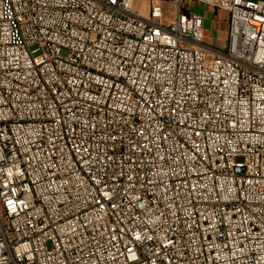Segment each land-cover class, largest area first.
<instances>
[{
  "label": "built area",
  "instance_id": "obj_1",
  "mask_svg": "<svg viewBox=\"0 0 264 264\" xmlns=\"http://www.w3.org/2000/svg\"><path fill=\"white\" fill-rule=\"evenodd\" d=\"M135 3L0 0V264H264V2Z\"/></svg>",
  "mask_w": 264,
  "mask_h": 264
},
{
  "label": "rangeland",
  "instance_id": "obj_2",
  "mask_svg": "<svg viewBox=\"0 0 264 264\" xmlns=\"http://www.w3.org/2000/svg\"><path fill=\"white\" fill-rule=\"evenodd\" d=\"M188 6L190 8L191 13L203 15L205 35L209 36L210 34H212V36L215 37L217 34L216 37H219V35H218L219 29H216L214 27V23H213V19L215 17L217 19V14L219 11L204 7V6L196 4V3H189ZM148 8H149V0H136L135 11L138 14L146 15V13L148 12ZM203 8L207 9L206 12L209 13L208 15H205V10ZM165 9H166L168 19H172L174 17V14H175L174 7L170 3H165ZM219 22L221 25V31H223V38L219 41H220L221 46L224 47V46H226V42H227L228 16H224V18H222ZM204 41L206 43L210 44L209 42H207L206 37L204 38Z\"/></svg>",
  "mask_w": 264,
  "mask_h": 264
},
{
  "label": "crops",
  "instance_id": "obj_3",
  "mask_svg": "<svg viewBox=\"0 0 264 264\" xmlns=\"http://www.w3.org/2000/svg\"><path fill=\"white\" fill-rule=\"evenodd\" d=\"M250 1H260V2H264V0H250ZM204 10H205V15H208L209 13L206 12L207 9H204ZM200 15L203 17L202 14H200ZM224 16H228V14L226 12H224V11H219L218 14H217V19H216V17L213 19L214 27L216 29H219V34H218L219 37H216L217 34H216L215 37L212 36V34H210L209 36H207V35L204 36V38L206 37L207 42H209L211 45H213V47H215L218 50H222L225 47V46L222 47L221 44H220V41H219V40H221L223 38V31H221V25H220V22L219 21L222 18H224Z\"/></svg>",
  "mask_w": 264,
  "mask_h": 264
},
{
  "label": "bare ground",
  "instance_id": "obj_4",
  "mask_svg": "<svg viewBox=\"0 0 264 264\" xmlns=\"http://www.w3.org/2000/svg\"><path fill=\"white\" fill-rule=\"evenodd\" d=\"M105 209L106 210H113V203L112 202H105Z\"/></svg>",
  "mask_w": 264,
  "mask_h": 264
}]
</instances>
